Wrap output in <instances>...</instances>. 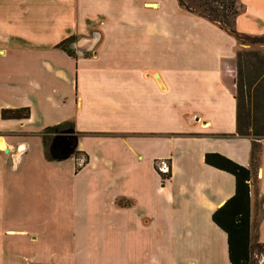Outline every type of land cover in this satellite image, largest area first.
<instances>
[{"label": "crops", "instance_id": "0c3cea01", "mask_svg": "<svg viewBox=\"0 0 264 264\" xmlns=\"http://www.w3.org/2000/svg\"><path fill=\"white\" fill-rule=\"evenodd\" d=\"M238 2L235 31L264 34V0ZM70 36L73 58L55 48ZM234 55L233 37L177 0H0V110L28 109L0 119V264H229L211 214L234 182L203 157L251 166ZM64 122L78 169L43 156L42 132ZM255 143L249 235L264 244Z\"/></svg>", "mask_w": 264, "mask_h": 264}, {"label": "trees", "instance_id": "16d2710c", "mask_svg": "<svg viewBox=\"0 0 264 264\" xmlns=\"http://www.w3.org/2000/svg\"><path fill=\"white\" fill-rule=\"evenodd\" d=\"M180 7L188 12L216 24L227 34L234 38L240 46H264V34L248 35L238 33L234 29L236 16L243 12L238 0H190L191 4L177 0ZM75 39L70 36L57 45L67 56L73 58L75 53ZM235 134L247 138L254 136L255 140L264 138V128L256 129L254 116L261 115L264 122V53L253 49H241L235 53ZM249 106L252 114L248 115ZM255 113V115H253ZM28 118L27 108L1 109V120H24ZM72 124L70 122L44 129L41 134L43 156L46 161L59 160L65 156V147L73 143ZM60 137L65 139L63 143ZM255 141H251V166L243 167L217 153H207L203 157L205 165L225 172L233 178L234 190L219 208L211 214L212 223L226 236L227 258L229 264H252L254 248L264 251V244L251 241L249 235V181L252 176V168L257 166L258 160L254 150ZM69 155L78 157L79 153L71 150ZM86 162V156L80 166ZM75 169H78L76 166ZM169 172L164 178L167 180ZM163 181V180H162ZM161 181V182H162Z\"/></svg>", "mask_w": 264, "mask_h": 264}, {"label": "rangeland", "instance_id": "374dc122", "mask_svg": "<svg viewBox=\"0 0 264 264\" xmlns=\"http://www.w3.org/2000/svg\"><path fill=\"white\" fill-rule=\"evenodd\" d=\"M183 2H185V3H188V4H191L190 3V0H183ZM241 5V4H240ZM241 7H242V5H241ZM242 10H243V7H242ZM234 22H235V20H234ZM235 25V24H234ZM249 35V34H248ZM234 39V38H233ZM243 48H245V49H253V50H257V51H259V52H261V53H264V46H252V47H248V46H240V45H238L237 43H236V41H235V53L237 52V51H239V50H241V49H243ZM233 87H234V79H235V55H234V58H233ZM234 91H235V87H234ZM252 108L249 106V108H248V115H251L252 114ZM253 115H255V113L253 114ZM254 118L256 119V129H262V128H264V122H261V115L260 114H257L256 116H254ZM263 130V129H262ZM247 138H249L250 139V141H255V142H258V141H260V140H263L264 138H262V139H260V140H255L254 139V136H252V135H249ZM253 145H255V147H254V150H255V152L257 151L256 150V145H260V144H258V143H255V144H253ZM260 150H261V148H260V146H258V152L256 153V156H257V160H258V158H259V155H260ZM69 156V155H68ZM75 159V163H76V165H77V167L80 165V163H82V161H83V159L80 157V156H78V157H76V158H74ZM76 165H75V167H76ZM24 172V166H22V168H20L18 171H16V172H14L15 174H13L14 176H13V180L12 181H14L15 180V183L16 184H21V185H23V184H25L27 181L25 180V178H26V176L25 175H23V177L21 176V179L20 180H18L17 178H18V175H20V173H23ZM71 184L68 182V180H65L64 182H62V181H59L58 182V187L59 188H61V187H71L70 186ZM260 229H261V231H263V233H264V215L262 216V219H261V223H260ZM254 243V242H253ZM258 261H261L262 263L261 264H264V251H262L260 248H254L253 249V254H252V264H257V262Z\"/></svg>", "mask_w": 264, "mask_h": 264}, {"label": "built area", "instance_id": "2783aa9c", "mask_svg": "<svg viewBox=\"0 0 264 264\" xmlns=\"http://www.w3.org/2000/svg\"><path fill=\"white\" fill-rule=\"evenodd\" d=\"M80 165H81V163H80ZM154 169H155V172L160 177L161 181L162 180L165 181L166 179L164 178V176L167 175L169 172V165L167 164L166 160L160 159L158 161H155ZM248 184H250V181ZM261 263H262L261 261L257 262V264H261ZM28 264H30V263H28Z\"/></svg>", "mask_w": 264, "mask_h": 264}, {"label": "water", "instance_id": "95a60500", "mask_svg": "<svg viewBox=\"0 0 264 264\" xmlns=\"http://www.w3.org/2000/svg\"><path fill=\"white\" fill-rule=\"evenodd\" d=\"M73 146H74V143H70V144L68 143L66 145V147H65V156L63 158H61V159H64V158H66L69 155V153L73 149Z\"/></svg>", "mask_w": 264, "mask_h": 264}, {"label": "flooded vegetation", "instance_id": "af4514ba", "mask_svg": "<svg viewBox=\"0 0 264 264\" xmlns=\"http://www.w3.org/2000/svg\"><path fill=\"white\" fill-rule=\"evenodd\" d=\"M63 139H65L64 137H60L59 138V140L61 141V143H63L64 142V140Z\"/></svg>", "mask_w": 264, "mask_h": 264}]
</instances>
